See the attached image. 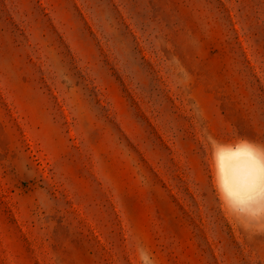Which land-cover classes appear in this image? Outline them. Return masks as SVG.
<instances>
[{
	"label": "rangeland",
	"instance_id": "rangeland-1",
	"mask_svg": "<svg viewBox=\"0 0 264 264\" xmlns=\"http://www.w3.org/2000/svg\"><path fill=\"white\" fill-rule=\"evenodd\" d=\"M264 0H0V264H264Z\"/></svg>",
	"mask_w": 264,
	"mask_h": 264
},
{
	"label": "bare ground",
	"instance_id": "bare-ground-1",
	"mask_svg": "<svg viewBox=\"0 0 264 264\" xmlns=\"http://www.w3.org/2000/svg\"><path fill=\"white\" fill-rule=\"evenodd\" d=\"M244 149L246 148L228 149L219 155V167L224 187L238 201L254 197L262 191L260 174L254 171L253 162L243 154ZM253 155L259 165H264L256 154L253 153Z\"/></svg>",
	"mask_w": 264,
	"mask_h": 264
},
{
	"label": "snow or ice",
	"instance_id": "snow-or-ice-1",
	"mask_svg": "<svg viewBox=\"0 0 264 264\" xmlns=\"http://www.w3.org/2000/svg\"><path fill=\"white\" fill-rule=\"evenodd\" d=\"M243 154L248 156V158L253 162L255 166L254 171L259 172L262 185L261 190L264 191V165H259L250 149H244Z\"/></svg>",
	"mask_w": 264,
	"mask_h": 264
}]
</instances>
